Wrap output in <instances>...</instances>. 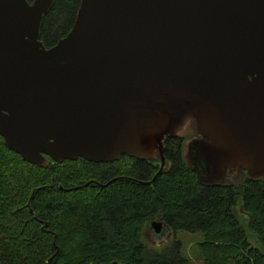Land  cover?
I'll return each mask as SVG.
<instances>
[{
  "label": "water",
  "instance_id": "95a60500",
  "mask_svg": "<svg viewBox=\"0 0 264 264\" xmlns=\"http://www.w3.org/2000/svg\"><path fill=\"white\" fill-rule=\"evenodd\" d=\"M54 0H0V137L39 167L125 154L184 158L203 184L264 177V0H79L70 30L40 40ZM156 235L166 229L148 223Z\"/></svg>",
  "mask_w": 264,
  "mask_h": 264
},
{
  "label": "trees",
  "instance_id": "16d2710c",
  "mask_svg": "<svg viewBox=\"0 0 264 264\" xmlns=\"http://www.w3.org/2000/svg\"><path fill=\"white\" fill-rule=\"evenodd\" d=\"M78 6L53 1L39 30L46 47L70 30ZM185 140L166 138L159 171V160L125 154L39 167L0 137V264H191L177 238L161 250L142 241L155 219L199 233L204 264H264V177L203 184L185 161Z\"/></svg>",
  "mask_w": 264,
  "mask_h": 264
},
{
  "label": "rangeland",
  "instance_id": "374dc122",
  "mask_svg": "<svg viewBox=\"0 0 264 264\" xmlns=\"http://www.w3.org/2000/svg\"><path fill=\"white\" fill-rule=\"evenodd\" d=\"M195 122L190 118H187L183 125H181L177 133L179 135L185 136L186 140L191 139L195 135ZM240 175L238 178H233L232 180L241 179ZM156 220V219H155ZM177 238L182 243L181 252L184 256L189 258L191 264H204V260L200 251L198 249V243L202 240V237L199 233H190L187 231L178 230L176 232H172L170 230L165 229L163 233L158 236L154 232V229L144 224L141 228V239L146 245L150 247H154L157 250H161L167 243H170L171 240Z\"/></svg>",
  "mask_w": 264,
  "mask_h": 264
},
{
  "label": "flooded vegetation",
  "instance_id": "af4514ba",
  "mask_svg": "<svg viewBox=\"0 0 264 264\" xmlns=\"http://www.w3.org/2000/svg\"><path fill=\"white\" fill-rule=\"evenodd\" d=\"M192 120V119H191ZM193 121V120H192ZM195 124V123H194ZM183 125V124H182ZM195 128V135L193 137H197V129H196V124L194 125ZM177 135H179L177 133ZM183 136V135H180ZM185 137V136H184ZM190 140V139H189ZM189 140L184 141V146H183V154H185V145ZM240 176L239 172H237L234 168H231L230 170H227L225 176H224V182H227V180H231V178H238ZM148 225V224H147ZM149 227L153 228L152 226L148 225Z\"/></svg>",
  "mask_w": 264,
  "mask_h": 264
}]
</instances>
